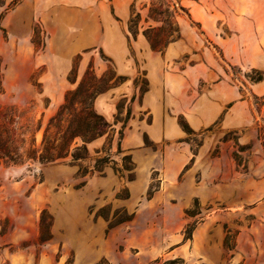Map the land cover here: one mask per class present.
<instances>
[{
    "label": "rangeland",
    "instance_id": "374dc122",
    "mask_svg": "<svg viewBox=\"0 0 264 264\" xmlns=\"http://www.w3.org/2000/svg\"><path fill=\"white\" fill-rule=\"evenodd\" d=\"M242 6L264 0H0V110L40 123L39 145L85 79L112 125L81 163L0 161V264H264V16ZM162 21L179 27L163 54L142 35ZM238 100L252 123L226 131Z\"/></svg>",
    "mask_w": 264,
    "mask_h": 264
},
{
    "label": "trees",
    "instance_id": "16d2710c",
    "mask_svg": "<svg viewBox=\"0 0 264 264\" xmlns=\"http://www.w3.org/2000/svg\"><path fill=\"white\" fill-rule=\"evenodd\" d=\"M181 9H183L181 7ZM10 10L7 8L0 14V21ZM163 14L159 9H150V13ZM175 14V13H174ZM154 23H159L156 18L150 16ZM141 16L137 14L135 19H130L129 30L134 39L140 31ZM161 21V20H160ZM160 27L148 26L142 34L147 39L153 51L164 53L168 46L175 42L174 32L179 35V27L176 22H163ZM1 29V27H0ZM2 30V29H1ZM89 76V74H88ZM101 90L97 86H88L87 81L83 82L66 95L65 102L57 113L49 120L45 128L40 144H37L36 134L42 128L39 123L37 128L31 129L28 122H24L22 112L15 107L0 110V161L11 165H24L26 163H39L40 165H54L70 160L71 163H81L88 158L87 145L102 138L112 130V125L93 107L95 98ZM181 126L187 134H192L188 124L182 120ZM122 139V134L120 140ZM118 154H122L121 141L118 143ZM123 170L129 173V178L134 177L135 166L132 157L126 155L122 158ZM109 158L97 159L94 162L92 171L102 172ZM119 171V169H116ZM88 170L80 168L79 175L84 177ZM195 205H198L197 200ZM199 212L186 211V215L194 218ZM117 222L115 224H120ZM200 222L188 224L183 233V243L193 239L194 232ZM115 226V225H113ZM111 226V227H113ZM229 238L225 241V247L232 251L234 248L228 244ZM163 264H185L181 258L166 260Z\"/></svg>",
    "mask_w": 264,
    "mask_h": 264
},
{
    "label": "crops",
    "instance_id": "0c3cea01",
    "mask_svg": "<svg viewBox=\"0 0 264 264\" xmlns=\"http://www.w3.org/2000/svg\"><path fill=\"white\" fill-rule=\"evenodd\" d=\"M242 7H244V9L247 12L250 11L251 13L252 12L256 13L255 11L259 10L261 12V14L264 16V6H242ZM255 27L257 30H259L258 23L256 24ZM260 34L264 37V25L261 26ZM145 40L147 41L146 38H145ZM173 45H175V44H173ZM253 66L255 68H260V69L262 68V66L260 64H254ZM228 106H229L228 111L226 112L224 119H223L224 129L226 131L240 130V129L246 130L247 126H249L252 123L251 122L252 118L250 115L248 104L243 100H238L237 102L235 101V103H229Z\"/></svg>",
    "mask_w": 264,
    "mask_h": 264
}]
</instances>
